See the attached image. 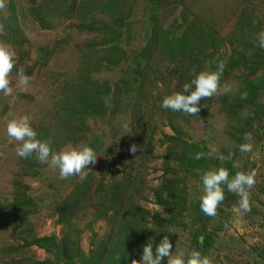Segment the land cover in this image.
<instances>
[{
	"label": "rangeland",
	"instance_id": "obj_1",
	"mask_svg": "<svg viewBox=\"0 0 264 264\" xmlns=\"http://www.w3.org/2000/svg\"><path fill=\"white\" fill-rule=\"evenodd\" d=\"M54 1L53 5L49 4V8L56 10L57 16L51 15V11L44 18L55 26L49 30L42 29L34 19L31 12L33 6L29 0H3V7H0V43L10 45L15 53V66L9 74V80L13 95L18 97L15 103H10L11 97L0 94V264H32L43 261L53 264V244L56 245L66 231V227L59 224L57 219L64 198L77 192L78 183L87 184L92 191L101 185L105 191L112 182L109 176L120 179L125 174L115 160L116 153L122 152L124 143L131 134H125L123 129L124 124L131 127L130 112L129 118L120 116L121 122L114 127L115 132H107L106 138H103L97 125L93 126L88 121L89 130L81 138L64 141L67 136L62 133V120L69 125L77 124L74 120L64 119L63 115L70 111L67 104L78 96L76 86L80 78L82 80L86 75L84 71L79 72L81 66L103 56L107 51L104 40L108 37L113 40L114 34H118L115 31L112 36H108L106 31L90 33L74 26L93 23L96 28L106 26L122 31L118 55L125 59L110 70L102 69L93 74L92 78L98 84L107 82L111 89L117 84L132 94L143 68L142 59L135 60V56L146 51L149 40L151 4L149 0H115L119 4L114 2L111 7L122 14L124 20H114L110 13L101 9L90 10L93 4L105 0ZM161 1L163 3L156 10V16L161 20L163 28L178 19L180 13L188 21L194 14L205 27L213 28L223 39L224 44L216 54L223 55L224 58L228 54L242 51V42L257 41L258 32L264 30V0ZM73 6H83L85 11L80 14L74 11L76 18L67 20L70 14L68 9ZM63 14L67 15L64 21H55L56 18H63ZM247 21L250 26L242 31L241 28ZM67 38L69 42L63 44ZM228 41L234 42L233 49ZM88 44L97 45V55L87 52L85 48ZM255 46L259 47V41ZM18 67H23L25 74L31 77L27 91L16 87ZM157 72L160 73L151 90L153 99L160 102L166 90L162 83V69ZM234 79L229 77L221 91L224 87L235 89L237 85L235 86ZM74 84L75 88L72 87ZM254 84L260 93L258 103L247 104L233 120L218 112L215 99L221 91L208 98L211 104L214 102L208 111L200 107L195 116L163 109L158 103L154 109L151 106L141 108V117L147 126L146 132H138L145 136L146 143L140 146L139 154L147 161L136 163L138 165H135L132 175L137 179L127 185V190L135 203H139L149 216L159 214L161 218H168L167 211L156 205L154 194L159 190L163 173L175 172L179 195L186 200L185 210L182 218L176 220L171 228L168 227L167 233H162V238L165 235L169 237L174 251L186 247L196 249L194 241L198 239L202 225H205L206 233L211 235V243L199 251L208 256L212 264H264V71L257 74ZM147 90L149 91L148 88ZM88 94H91L90 90ZM65 101L66 105H63ZM21 115L30 117L38 139L50 146L61 144V148L51 146L53 150L83 144L92 147L97 154L96 164L87 166L86 179L81 182L74 176L61 180L58 172L41 164L34 157H18L15 153L17 144L10 141L4 128L7 120ZM97 123L103 125L102 121ZM247 134H251L250 140L246 139ZM163 136H177L189 144L198 145V150L204 154L203 159L207 161L205 156L210 158L207 161L208 168H227L230 176L236 171L254 170L256 182L249 190L251 211L244 213L239 223H236L238 213L234 209L238 207L239 197L229 192L225 186L224 200L217 208V216H205L200 211L198 201L202 192L199 177L204 170L200 168L192 174L186 173L185 168L172 160L175 159L174 153L181 154L182 147L180 148L179 143L168 144ZM244 143L252 144L251 152L239 151V145ZM167 147L170 148L171 155ZM221 154L225 157L224 160L217 159ZM166 155L170 156L169 161L164 160ZM110 164H115L116 168ZM23 198L27 200L24 201ZM16 200L18 202L14 205ZM91 204L87 199L71 222L81 230L79 245L85 257L83 264H89V251L110 230L104 221L95 220V209ZM225 224L228 225L227 228ZM42 238L48 240L44 249L35 246L21 248L24 243Z\"/></svg>",
	"mask_w": 264,
	"mask_h": 264
},
{
	"label": "trees",
	"instance_id": "obj_2",
	"mask_svg": "<svg viewBox=\"0 0 264 264\" xmlns=\"http://www.w3.org/2000/svg\"><path fill=\"white\" fill-rule=\"evenodd\" d=\"M114 2L119 4L115 0H105L93 4V8L90 10L101 9L110 13V17L114 20L115 18L124 20L123 15L118 14L111 7ZM29 3L33 6L31 12L34 19L41 25L42 29L49 30L51 27H55L50 21L47 20L46 22L44 19L51 11V15L57 16V11L49 8V4L53 5L55 3L54 0H29ZM149 3L151 4L149 15L151 30L146 51L135 56V60L142 59L143 68L139 73L136 90L132 94L129 90L117 84L116 87L111 89L107 82L98 84L92 78L93 74L102 69L110 70V68L118 66L125 59L124 57L120 58L118 55L120 51L118 47L119 37L122 38V31L106 26L96 28L93 23L74 26L78 30L90 33L106 31L108 36H112L115 31L118 34H114L113 40L112 37L104 40L107 51L103 56L95 58V60L82 66L80 64L81 69L79 72L84 71L86 75L82 80L80 78L77 86L72 85L73 88L76 86L78 96L72 103L67 104L70 111L63 115L64 119L74 120L77 124L69 125L62 120V133L67 136L64 141L81 138V135L89 130L88 121L93 126L97 125L103 138H106L107 132H115L114 127L121 122L120 116L129 118L128 112H130L131 134L125 141L122 152L116 153L117 159L115 161L125 173L122 178L117 179L109 176L110 179L112 178V182L105 191L101 185L95 191H92L87 184L78 183L77 192L64 198L57 219L59 224L66 227V231L56 245L53 244V264H83L85 257L79 245L81 230L75 228L71 222L77 212L82 209L83 204L87 202V199L95 209V220L104 221L110 229L103 240L89 251V264H135L134 260L139 261L141 258L143 245L152 239L154 250L155 245L162 239V233H167L168 227L171 228L176 220L182 218L186 200L182 195H179L178 181L176 180L178 178L174 171L163 173L159 190L154 194L156 205L167 211L166 216L168 218H161L159 214L149 216L146 210L139 206V203H135L127 190V185H131L137 179L132 175V171L136 169L135 165H138L136 163L142 164L147 161L143 160L139 154L140 146L145 143V136L138 132H146L145 126H147V123L141 117V108L151 106V109H154L157 103L160 107L161 101L156 102L153 99L151 90L153 84L155 85L157 81L156 76L160 73L157 72L158 70L161 71L162 69L161 76L164 79L162 83L165 85V95H170L179 91L182 85L191 79L190 73L193 68L197 71H215L216 63L223 61L225 68L220 80V88L228 82L229 77L235 78V86H237L227 94H223L222 89L221 93L216 96L218 112L233 120L238 117L240 111L247 104L258 103L260 93L254 84V79L259 72L264 71V49L255 46L258 40L242 42L244 45L243 50L236 51L235 54H228L227 58H224L223 55L217 56L216 53L219 47L224 43L213 28L205 27L203 22L194 14L191 15L192 18L188 21L184 18L183 13H180L178 19H174L169 26L163 28L161 20H158L156 16V10L163 1L149 0ZM68 11L70 12L68 16L63 14V18H56L55 21H64L63 19L66 16L67 20L75 19L76 14H74V11H78L77 13L80 14L85 11V7L74 8L73 6ZM129 14L128 11V16ZM244 25L241 28L242 31L250 26V22L247 21ZM72 27L70 28L72 29ZM68 42L69 39L67 38V41L63 44ZM228 43L233 49L234 42L228 41ZM96 47L97 45L88 44L85 49L88 50L87 52L91 51L90 54L97 55ZM175 74L177 75L175 76ZM63 85L67 86L66 83H63ZM89 90L91 91L90 95L88 94ZM242 93H247L243 99L241 98ZM120 98L121 100H117ZM262 98L264 99V96ZM66 102H63V105H66ZM212 104L208 98L200 101V107H203L205 111H208ZM121 108L123 109L121 110ZM98 121H102L103 125H99ZM163 137L168 144L179 143L180 148L182 147L181 154L179 152L174 153L175 159L172 160L185 168L186 173L192 174L200 168L203 170L208 169L209 164L207 161H210V158L205 156L207 161L205 159H194L195 154L200 153L198 145L189 144L178 139L177 136ZM131 145L137 146L135 153L129 151ZM51 146L61 148V144L58 143L51 144ZM167 150L170 152L169 147H167ZM169 154L171 155V152ZM169 157V155H166L164 160L169 161ZM150 158L153 159V156H150ZM110 166L116 168L115 164H110ZM23 199L24 201L27 200L26 198ZM17 202L16 200L14 205ZM201 238L203 240L202 244L199 241ZM47 241L45 238L34 239L24 243L21 248L35 246L44 249ZM209 242L211 243V235L206 233L205 225H202L194 245L197 250H201V248L208 247ZM164 263L166 262L164 261ZM32 264L52 263L43 261Z\"/></svg>",
	"mask_w": 264,
	"mask_h": 264
},
{
	"label": "clouds",
	"instance_id": "obj_3",
	"mask_svg": "<svg viewBox=\"0 0 264 264\" xmlns=\"http://www.w3.org/2000/svg\"><path fill=\"white\" fill-rule=\"evenodd\" d=\"M0 7H3V0H0ZM259 47L264 48V30L257 34ZM211 63V62H209ZM15 66V53L10 45L0 43V94L3 97H11L10 103H15L18 97L13 95V87L10 86L9 74ZM225 64L223 61L216 63V70L197 71L191 70V79L185 82L181 89L170 95H165L160 103L163 109H170L188 116H195L200 110V101L213 97L221 91L220 80L223 75ZM16 87L21 91H27L31 84V77L25 74L23 67L16 69ZM231 91L230 87L223 88V94ZM247 93H242L241 98H245ZM125 134L131 133L128 124L123 125ZM10 141H15L17 146L15 153L21 159L34 157L41 164L47 165L53 171L58 172L59 179L67 180L71 177H78L82 182L87 177L89 165L96 164L97 154L87 144L68 146L60 150H53L49 143L37 138V133L33 129L30 117L21 115L6 121L4 128ZM246 139H251V134L246 135ZM252 144L244 143L239 145V151L248 153L252 151ZM129 151L135 153L136 145H131ZM210 155V154H209ZM203 153H196L194 159L201 160ZM217 159L224 160L221 154ZM235 167V165H234ZM255 171H236L230 176L229 170L224 167H211L202 172L199 177L202 192L198 197L200 211L208 217L217 216V208L224 200V188L239 197L238 207L234 209L238 213L236 223L244 213L251 211L249 203V190L255 184ZM228 225L225 224V228ZM150 239L142 247V255L135 264H212V260L201 251L191 247L174 251L169 237L165 235L159 243L155 245ZM201 243L203 240L201 238ZM133 262V261H132Z\"/></svg>",
	"mask_w": 264,
	"mask_h": 264
}]
</instances>
